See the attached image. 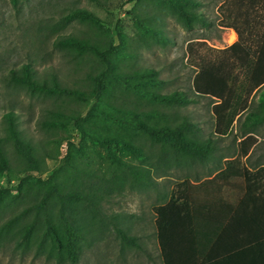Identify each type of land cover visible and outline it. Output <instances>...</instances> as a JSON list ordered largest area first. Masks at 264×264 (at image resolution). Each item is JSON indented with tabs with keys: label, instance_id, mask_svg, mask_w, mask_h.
Returning a JSON list of instances; mask_svg holds the SVG:
<instances>
[{
	"label": "trees",
	"instance_id": "obj_1",
	"mask_svg": "<svg viewBox=\"0 0 264 264\" xmlns=\"http://www.w3.org/2000/svg\"><path fill=\"white\" fill-rule=\"evenodd\" d=\"M11 1L16 6L21 2ZM221 1L223 4L218 7L221 15L219 23L225 20L224 27H228L225 25L233 22L235 26L230 28L239 35V40L224 51L233 53L241 73L226 72L229 64H215L204 59L194 78L195 97L183 89L166 90L168 82L159 77L160 71L152 66L140 65L136 60L141 59L139 50L148 47L150 39L162 45L172 43L162 26L155 25L161 21V17L148 12L145 2L159 8V11L170 10L181 26L191 31L199 26H213L214 19L204 9L209 4L207 0H136L138 11L135 10L134 34L131 36L119 31L118 44H115V39L94 12L88 8L70 6L63 18L78 19L97 28L95 35L63 34L56 40L58 48L66 50V54L73 58L70 62H75L77 69L81 66V57L88 55L92 58L85 77L75 80L72 87L58 73L41 75L34 63L24 64L20 70L11 72L9 81L18 87L57 101L61 99L66 105L61 103L58 107L46 108L45 116L38 120L41 129L51 132V138L46 141L29 137L20 127V115L13 108L3 114L0 174L9 177L10 154L14 151L24 161L22 170L26 175L19 182L16 193L9 186H0L1 211L24 204L19 197L30 179L35 178L32 172H43L47 168L48 158L60 156V141L55 137V130L73 125L80 133V141L66 142L65 164L47 179L36 177L31 182L33 202L24 209V214L35 217L22 224L20 245H28L34 231L43 227L42 237L45 238L40 243L50 237L58 260L65 257L72 264H78L80 242L85 236V226L76 216L78 204L86 202L99 210L97 199L112 195L114 185L122 187L130 182L134 188L150 187L157 181L159 173L176 166L208 165L213 162L222 167L224 157L217 156V151L224 147L235 149L236 141H225L233 132L235 123L239 125L238 131H242L252 123L264 121L262 115L250 110L254 93L264 90V0ZM87 95L91 97L92 104L83 113L79 109L82 105L80 99ZM203 97L210 101L217 99L211 108L215 119L214 129L208 134L202 126L204 121L195 122L182 113V109L199 103ZM255 140L252 135H247L237 145L242 155L227 159L224 162L226 169L220 167L213 177L207 176L211 178L203 182L219 183L227 178L243 181L244 186L236 188L238 194L233 204L226 203V210H217V220H220V224L225 223L227 218L232 219H229L231 223L241 219L250 220L247 211L253 201L249 200L258 199L262 204H259L257 219L264 232V172H251L242 163L243 156L248 154ZM64 167L71 168L83 179L99 177L107 188L98 186L96 191L95 184L90 185L94 191L81 186L66 190L59 179ZM188 184L190 180L185 176L179 185L180 190ZM175 192L169 198L165 193L164 203L155 208L162 249H165V244L161 221H169L173 204L179 200ZM209 213L212 219V211L209 210ZM19 218V215L11 217L1 225V232L8 234L13 231L14 226L20 223ZM41 222L45 225H39ZM121 234L124 240L136 243L135 237L124 232Z\"/></svg>",
	"mask_w": 264,
	"mask_h": 264
},
{
	"label": "rangeland",
	"instance_id": "obj_2",
	"mask_svg": "<svg viewBox=\"0 0 264 264\" xmlns=\"http://www.w3.org/2000/svg\"><path fill=\"white\" fill-rule=\"evenodd\" d=\"M207 1L209 4L204 9L214 19L213 26L206 28L199 26L191 31L182 27L170 10L159 11V8L145 2L148 12L161 17V21L155 25L162 26L172 43L162 45L150 39L148 47L139 50L141 59L136 61L140 65L152 66L159 70V77L168 82L166 90L183 89L195 97L197 93L194 89V78L204 59L215 64H229L226 72L231 70L233 74L241 73L233 53L224 51L238 39L237 32L230 28L235 24L229 22L225 25L228 27H224L225 20L219 23L218 5L221 0ZM70 6L88 8L94 12L115 39V44L120 41L119 31L131 36L134 34L138 11L136 0H21L17 6L11 0H0V135H4L3 114L13 108L20 115V127L26 134L29 137L33 136L34 140L46 141L51 138V132L41 129L38 120L45 116L46 108L58 107L61 103L66 105L61 99L57 101L55 98L32 93L10 82L13 70H20L24 64L34 63L33 66L41 75L47 72L58 73L60 78L74 87V81L84 78L85 72L90 68L92 58L88 55L81 57V66L77 69L75 62H70L73 58L56 44L58 37L63 34L84 36L95 35L94 32L97 31V28L86 22L63 18ZM232 32L236 34L235 41L231 40ZM80 101L82 105L79 109L85 113L92 104L91 97L87 95ZM211 101L203 97L199 103L182 109V113L190 120L204 121L202 126L206 128L207 134L213 132L215 124L211 108L217 99ZM250 110L264 118V90L254 93ZM235 133L234 129L227 143L235 140ZM54 134L60 141V156L55 159L48 158L47 168L43 172H32L35 178H31L25 185L23 193H20L19 201L24 200V204L19 206L17 204L6 211L0 210V227L11 217L20 216V223L15 225L10 233H2L0 229V264H72L65 257L61 261L58 260L57 252L52 249L50 237L40 243L45 238L42 237L43 227L34 231L35 234L28 245L19 244L22 241L19 232L22 224L30 222L35 217L33 214H24V209L33 202L31 182H34L36 177L47 179L53 171L61 168L65 164L66 142L80 141V133L73 125H69L67 129L59 128ZM226 150H223V154L232 156L229 155V150L227 152ZM251 158L252 156L247 161L249 164ZM10 159L9 177H2L0 174V186H9L16 193L19 182L26 172L22 170L24 161L19 159L14 151L10 154ZM213 169V165L205 167L204 164L176 166L162 174L159 173L157 181L150 187L134 188V184L130 182L122 187L114 185L116 188L112 187V195L97 199L99 210L86 202L78 204L75 208L76 216L85 226L83 230L85 236L80 242L78 264H146L143 249L156 247L155 208L164 203L165 193L169 198L174 190L177 191L178 183L182 182L185 176L195 180L196 174L202 177L211 176ZM59 179L66 186V190L81 186L94 191L90 185L95 184L96 191L98 186L101 189L107 188V184L99 177L83 179L68 167L63 168ZM39 225L45 224L41 222ZM122 232L135 237L136 243L124 240Z\"/></svg>",
	"mask_w": 264,
	"mask_h": 264
},
{
	"label": "crops",
	"instance_id": "obj_3",
	"mask_svg": "<svg viewBox=\"0 0 264 264\" xmlns=\"http://www.w3.org/2000/svg\"><path fill=\"white\" fill-rule=\"evenodd\" d=\"M222 4L223 1L218 7ZM220 11H222L221 8ZM234 129L235 149L224 147L217 151V156L224 157V162L238 155L241 156L242 150L238 148V143L247 135H252L256 139L255 144L248 154L243 156L242 163L251 172L259 170L264 172V121L252 123L244 127L242 131H238L239 125L236 122ZM262 132L263 134H260ZM231 134L225 138L226 142ZM226 149L232 156L223 154V150ZM250 156H252V165L247 162ZM224 162L222 167L226 169ZM210 165L214 166L211 175L213 177L221 166L210 162L205 167ZM211 177H202L198 174L195 180H190L188 177L190 184L183 187V190L179 187L181 182L178 183L175 194L179 200L173 204L169 221L164 219L161 221L165 249H162L160 244V231L157 224L159 219L155 210L156 247L143 249L146 254V264H264V232L261 231L263 229H260L257 219V210L262 203H259L258 199L249 200L253 201L247 211L251 217L250 220L241 219L231 223L232 219L227 218L225 223L220 224L218 222L220 220H217V210H226V203L233 204L238 194L236 188H242L245 183L227 178L219 183L204 184L203 181ZM186 199L190 200L185 202ZM209 210L212 211V219H210Z\"/></svg>",
	"mask_w": 264,
	"mask_h": 264
},
{
	"label": "bare ground",
	"instance_id": "obj_4",
	"mask_svg": "<svg viewBox=\"0 0 264 264\" xmlns=\"http://www.w3.org/2000/svg\"><path fill=\"white\" fill-rule=\"evenodd\" d=\"M231 40L232 41L236 40V34L234 32L231 33Z\"/></svg>",
	"mask_w": 264,
	"mask_h": 264
}]
</instances>
